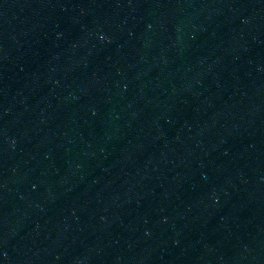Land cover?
Segmentation results:
<instances>
[{"label": "water", "instance_id": "water-1", "mask_svg": "<svg viewBox=\"0 0 264 264\" xmlns=\"http://www.w3.org/2000/svg\"><path fill=\"white\" fill-rule=\"evenodd\" d=\"M0 264H264V0H0Z\"/></svg>", "mask_w": 264, "mask_h": 264}]
</instances>
